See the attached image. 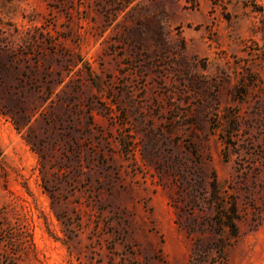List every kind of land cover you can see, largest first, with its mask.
Listing matches in <instances>:
<instances>
[{
  "label": "rangeland",
  "instance_id": "1",
  "mask_svg": "<svg viewBox=\"0 0 264 264\" xmlns=\"http://www.w3.org/2000/svg\"><path fill=\"white\" fill-rule=\"evenodd\" d=\"M221 238L264 264V0H0V264H213Z\"/></svg>",
  "mask_w": 264,
  "mask_h": 264
},
{
  "label": "trees",
  "instance_id": "2",
  "mask_svg": "<svg viewBox=\"0 0 264 264\" xmlns=\"http://www.w3.org/2000/svg\"><path fill=\"white\" fill-rule=\"evenodd\" d=\"M212 188L211 205L216 210L214 224L218 232L221 233L228 228L232 236H237L239 233L238 221L240 220L237 203L222 194L215 174L213 175ZM226 249L227 242L224 238H221L218 243L213 245L204 242L198 243L196 259L201 262L216 251L218 255L215 257L213 264H227Z\"/></svg>",
  "mask_w": 264,
  "mask_h": 264
}]
</instances>
